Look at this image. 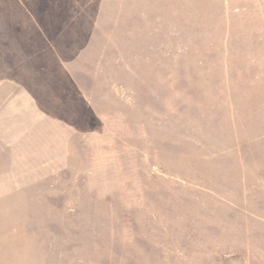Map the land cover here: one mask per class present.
I'll use <instances>...</instances> for the list:
<instances>
[{
  "label": "rangeland",
  "instance_id": "rangeland-1",
  "mask_svg": "<svg viewBox=\"0 0 264 264\" xmlns=\"http://www.w3.org/2000/svg\"><path fill=\"white\" fill-rule=\"evenodd\" d=\"M0 264H264V0H0Z\"/></svg>",
  "mask_w": 264,
  "mask_h": 264
}]
</instances>
